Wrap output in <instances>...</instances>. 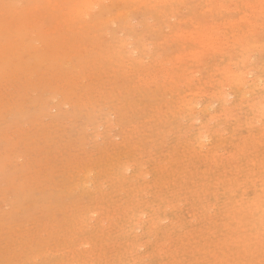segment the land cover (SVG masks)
<instances>
[{
	"label": "rangeland",
	"instance_id": "374dc122",
	"mask_svg": "<svg viewBox=\"0 0 264 264\" xmlns=\"http://www.w3.org/2000/svg\"><path fill=\"white\" fill-rule=\"evenodd\" d=\"M88 1L0 0V264H264V0Z\"/></svg>",
	"mask_w": 264,
	"mask_h": 264
},
{
	"label": "bare ground",
	"instance_id": "6f19581e",
	"mask_svg": "<svg viewBox=\"0 0 264 264\" xmlns=\"http://www.w3.org/2000/svg\"><path fill=\"white\" fill-rule=\"evenodd\" d=\"M88 1V0H87ZM145 1H152V0H145ZM153 1H155V0H153ZM159 1V0H158ZM168 0H166V1H164L163 0V2H167ZM174 1V0H173ZM172 1V2H173ZM209 1V0H208ZM89 3L91 2V1H88ZM93 2V1H92ZM156 2H157V0H156ZM170 2V1H169ZM57 4V3H56ZM262 4V3H261ZM264 5V4H263ZM93 6H95L94 4H93ZM249 6V5H248ZM251 6V5H250ZM97 7V6H96ZM264 7V6H263ZM94 8V7H93ZM260 9H261V5H260ZM259 9V11L258 12H260L261 10ZM85 14H88L89 13V10L87 9H85V11H83ZM4 13V12H3ZM75 14H78L79 13V11L77 10V11H75L74 12ZM164 13V12H163ZM261 13V12H260ZM70 14H72V13H70ZM126 14V13H125ZM257 16V15H256ZM263 16H264V14H263ZM262 17V16H261ZM164 19V18H163ZM127 20V19H126ZM244 20V19H243ZM249 21L247 20V23H248ZM252 22H250V24H251ZM110 24V23H109ZM243 25V24H242ZM212 27H214V26H212ZM208 29V28H207ZM218 30H221V29H219V28H217ZM252 30V29H251ZM199 32V31H198ZM204 32V31H203ZM211 33V32H210ZM209 32H207V34L206 33H201V36L199 37V36H197V34L196 33H191V34H187L188 35V39H191L192 41L193 40H195L196 39V41L197 40H200V42H202L203 40H204V45L202 44L201 46H203L204 47V50L205 51H210V50H212V52H213V50L215 51L216 50V48H217V46L215 45V42L216 41H218L217 40V38H216V40H215V38H213V37H211V36H209V34H210ZM217 33H219V31H217ZM200 34V33H199ZM211 35V34H210ZM219 42V41H218ZM217 42V43H218ZM236 43V42H235ZM241 44H242V42H241ZM218 45V44H217ZM258 44H255V46H257ZM253 46H254V44H253ZM218 47H219V45H218ZM220 48V47H219ZM131 71V70H130ZM166 72V71H165ZM194 72H196V71H194ZM240 73V72H239ZM251 72H249V74H250ZM229 74H231V75H234V76H236V73H234V74H232V73H229ZM242 74V73H241ZM228 76V75H227ZM231 78V77H230ZM234 78V77H233ZM250 79V78H249ZM231 81H232V78H231ZM260 81V80H259ZM196 91V90H195ZM195 93V92H194ZM193 93V94H194ZM220 98V97H219ZM199 104V103H198ZM191 106V105H190ZM259 111V110H258ZM207 140V139H206Z\"/></svg>",
	"mask_w": 264,
	"mask_h": 264
}]
</instances>
